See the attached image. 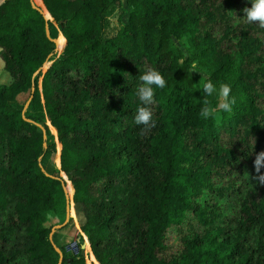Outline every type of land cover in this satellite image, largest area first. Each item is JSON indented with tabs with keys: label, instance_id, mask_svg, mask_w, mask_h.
<instances>
[{
	"label": "trees",
	"instance_id": "16d2710c",
	"mask_svg": "<svg viewBox=\"0 0 264 264\" xmlns=\"http://www.w3.org/2000/svg\"><path fill=\"white\" fill-rule=\"evenodd\" d=\"M120 1L35 0L59 55L30 0L0 1L10 78L0 82V264H57L44 221L60 191L64 202L60 173L90 249L60 246L62 264H264V185L252 178L264 151V28L243 17L250 0H125L110 33ZM180 39L185 49L172 47ZM193 60L231 86L236 103L218 123L199 116L204 99L217 100ZM149 66L167 84L141 136L136 88ZM55 136L59 168L49 170Z\"/></svg>",
	"mask_w": 264,
	"mask_h": 264
},
{
	"label": "clouds",
	"instance_id": "9594fccd",
	"mask_svg": "<svg viewBox=\"0 0 264 264\" xmlns=\"http://www.w3.org/2000/svg\"><path fill=\"white\" fill-rule=\"evenodd\" d=\"M251 6L243 9L244 18L248 24H258L264 28V0H250ZM183 63V61H181ZM189 71L201 74L200 83L202 91L206 97H216L217 102L213 104L209 99H204L199 111L200 118L204 120H220L221 113H231L233 105L236 103L235 97H232L231 86L228 83H219L217 85L208 76L205 75L197 61L193 60L189 66ZM167 81L163 74L154 67H147L138 76L136 95L139 99L140 106L136 110L134 121L137 125H142L140 134L146 135L156 126L153 119L152 105L154 104L155 90L166 87ZM255 176L252 177L256 183L264 185V151L255 154L253 160Z\"/></svg>",
	"mask_w": 264,
	"mask_h": 264
},
{
	"label": "rangeland",
	"instance_id": "374dc122",
	"mask_svg": "<svg viewBox=\"0 0 264 264\" xmlns=\"http://www.w3.org/2000/svg\"><path fill=\"white\" fill-rule=\"evenodd\" d=\"M128 6L125 2V0H121L119 4H116L113 8H111V11L109 12L107 19H108V31L115 32L117 28L120 26V20H125V13L127 10ZM56 25V24H55ZM56 27V32L59 34V29L57 26ZM57 34V35H58ZM179 47L185 49V42L183 39L177 40V41H172V47ZM60 54V53H59ZM2 61L0 60V82H9L10 78L8 74H6L2 69ZM44 71V70H43ZM42 71V72H43ZM39 87H40V82H39ZM26 97V94H21L16 98V102L19 103L21 102L24 98ZM56 136L53 138L51 142H53V145L51 146L50 152L44 157L43 161L47 169H52L54 166L56 167L54 163L55 159V154H56ZM60 150H61V144H60ZM59 158H60V153H59ZM59 168V165L58 167ZM66 175V174H65ZM67 177V176H66ZM56 201L58 202L57 207L54 210L46 212V219L44 221V225L50 227L56 224H60L64 218H65V206L63 202V196L62 192L57 193V198ZM77 213V212H76ZM77 226L74 223V219L71 221H67L64 226H61L60 228L56 229V232H53V241L57 246H62L64 249L65 253H69V248L71 247V244L75 243L73 247V251L76 249H80L81 245L83 243H88L87 236L84 233V237L87 241H84L83 235H81V229H80V223L83 220L82 215L80 213H77ZM72 219V218H71ZM79 229V230H78ZM81 231V232H80ZM88 250L85 246V254L87 256V252H89V243H88ZM72 251V252H73ZM87 251V252H86Z\"/></svg>",
	"mask_w": 264,
	"mask_h": 264
},
{
	"label": "water",
	"instance_id": "95a60500",
	"mask_svg": "<svg viewBox=\"0 0 264 264\" xmlns=\"http://www.w3.org/2000/svg\"><path fill=\"white\" fill-rule=\"evenodd\" d=\"M30 2H31V6H32V8L33 9H35L39 14H41L42 15V17H43V19H44V21H45V33H46V36L48 37V39L54 44V54H56V55H59V51H58V47H57V41H56V38L58 37H55V38H52L51 36H50V30H49V26H48V21H50L51 19H50V17H49V15H45V12H44V10H43V6L42 5H39V4H37L36 2H35V0H30ZM52 54H49V56H48V59H47V61H45L44 63H43V65L40 67V68H38V69H36L33 73H32V76L31 77H34L38 72H41V71H43V70H46V68H48L49 66H50V64H51V62H49L48 60H49V58H50V56H51ZM32 82V81H31ZM34 91H35V87H34V82H32V85H31V90H30V95H29V97H28V99H26V101L24 102V104H23V107H22V111L25 109V107L28 105V102L30 101V99H32V97H33V94H34ZM40 128H42L41 130H42V136H44V127L42 126V125H40V124H37ZM47 125H48V128H49V125H50V123L49 122H47ZM50 129V128H49ZM48 129V130H49ZM44 142V141H43ZM44 144H46V142H44ZM60 180H61V182H62V187H63V194H64V202H65V219L60 223V224H56V225H53V226H51L50 227V230H49V239H50V241H51V243H52V246H53V248H54V251L57 253V255H58V258H57V264H62L61 263V260H62V253H61V249H60V247L59 246H57L55 243H54V241H53V232H54V230L55 229H57V228H60L61 226H63L68 220H70V205H71V196H69L68 195V193H67V182H68V180H66V178H64V176H62V174L60 173ZM85 249V243H83L82 245H81V250H80V255L81 256H83L84 255V250Z\"/></svg>",
	"mask_w": 264,
	"mask_h": 264
},
{
	"label": "bare ground",
	"instance_id": "6f19581e",
	"mask_svg": "<svg viewBox=\"0 0 264 264\" xmlns=\"http://www.w3.org/2000/svg\"><path fill=\"white\" fill-rule=\"evenodd\" d=\"M46 15V14H45ZM47 16V15H46ZM56 41H57V47H58V50H59V48H60V46H61V42L56 38ZM67 191V193H68V195L70 196V194H69V192H68V190H66ZM71 202V201H70ZM70 217L72 218V204L70 205ZM81 232V231H80ZM81 235H83V233L81 232ZM83 239L86 241V239H85V237H84V235H83ZM86 246V245H85Z\"/></svg>",
	"mask_w": 264,
	"mask_h": 264
},
{
	"label": "built area",
	"instance_id": "2783aa9c",
	"mask_svg": "<svg viewBox=\"0 0 264 264\" xmlns=\"http://www.w3.org/2000/svg\"><path fill=\"white\" fill-rule=\"evenodd\" d=\"M84 241H85V240H84ZM74 245H75V243L71 244V247H72V248H69V251H68V252H69L70 254H74V255H75V254L78 253V250H79V249H76L75 251H73L72 249H73ZM80 249H81V248H80ZM84 250H85V249H84ZM84 250H83V251H84ZM72 251H73V252H72ZM83 257H86L85 251H84V255H83Z\"/></svg>",
	"mask_w": 264,
	"mask_h": 264
},
{
	"label": "crops",
	"instance_id": "0c3cea01",
	"mask_svg": "<svg viewBox=\"0 0 264 264\" xmlns=\"http://www.w3.org/2000/svg\"><path fill=\"white\" fill-rule=\"evenodd\" d=\"M1 1V0H0ZM74 223L76 224V220L74 219ZM77 226V225H76ZM79 230V229H78Z\"/></svg>",
	"mask_w": 264,
	"mask_h": 264
}]
</instances>
